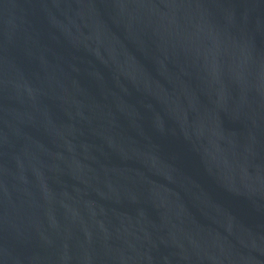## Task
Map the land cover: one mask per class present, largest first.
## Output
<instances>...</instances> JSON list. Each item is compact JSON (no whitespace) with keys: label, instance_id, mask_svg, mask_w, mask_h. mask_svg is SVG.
<instances>
[{"label":"water","instance_id":"95a60500","mask_svg":"<svg viewBox=\"0 0 264 264\" xmlns=\"http://www.w3.org/2000/svg\"><path fill=\"white\" fill-rule=\"evenodd\" d=\"M0 264H264V0H0Z\"/></svg>","mask_w":264,"mask_h":264}]
</instances>
